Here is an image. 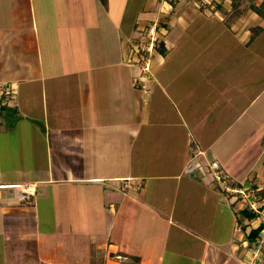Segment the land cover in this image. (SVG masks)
<instances>
[{
	"label": "crops",
	"instance_id": "0c3cea01",
	"mask_svg": "<svg viewBox=\"0 0 264 264\" xmlns=\"http://www.w3.org/2000/svg\"><path fill=\"white\" fill-rule=\"evenodd\" d=\"M112 1L90 6L102 12L99 21L116 24L111 50L118 56L109 61L87 40L97 37L88 14L73 22L69 13L67 21L72 0H63L62 20L47 0H0V87L40 95L44 117L53 112L55 119L52 141L39 139L49 151L44 175L0 191V264H264V249L257 252L248 239L259 224L235 223L220 190L253 184L264 190V14L253 18L254 27L237 29L213 13L170 15L182 0H153L170 11L163 16L171 25L160 24L165 53L153 77L139 84L141 71L127 64L121 39L135 37L138 20L124 26L110 12ZM218 1L238 9L239 20L256 5ZM72 32L82 40L76 53L96 51L100 78L87 60L66 69L60 36L70 46ZM71 103L76 115L68 117L63 106ZM50 104L57 108L50 111ZM22 118L1 130L38 132ZM36 147L26 145L33 156ZM195 158L204 167L194 176ZM212 162L224 184L214 181ZM227 215L235 222L224 223Z\"/></svg>",
	"mask_w": 264,
	"mask_h": 264
},
{
	"label": "rangeland",
	"instance_id": "374dc122",
	"mask_svg": "<svg viewBox=\"0 0 264 264\" xmlns=\"http://www.w3.org/2000/svg\"><path fill=\"white\" fill-rule=\"evenodd\" d=\"M56 1V3L54 2ZM60 3H57L58 0H47L48 4H49V11L52 15V13L55 14V16H53L55 19L57 20H62L63 16H58L59 13L63 12L65 9V5L63 3V0H60ZM74 2L77 1H81L82 6H76V8L74 7ZM100 2V6H106V2L109 0H97ZM151 2L148 3L146 5V0H113L111 3V6L109 7L110 12L112 10L113 15H115L116 18H118V20H121L122 17L126 20V23H124V26L128 27L129 25H131L132 23L130 21H134L135 19L138 20V24L135 30V37H131V38H127L122 34V42L123 45L125 46L124 49V58L127 62V64L131 65V66H135V68H137L135 71V74L140 73V75L138 77H142L144 75V69L145 66H149V74L151 77H145V79L147 78H152L153 77V69L154 68V64L156 62H158L159 60L162 59V55H160L159 52V43L158 42H164L165 36L166 35V31L161 30L160 32V24H167V27L169 25H171L168 22V19H165L167 16H163V14H167V11L169 10H165L164 12H162L164 10V6L162 7L161 4L159 5L158 1H156V3L158 4L156 7H154L153 4V0H150ZM183 2H181L182 5L179 6L178 10L172 9L171 14H184L185 12L187 13H192L195 11H200V13H207V14H216L218 17H223L224 21L226 23H229L231 25H233L234 27H236L238 29V26H245L248 27H254V21L253 18L255 16H258V9H259V5L257 3L260 4V2H262L263 0L260 1H255V6H248L247 8L244 9V7L242 9L239 8V11L242 10L243 12V16L244 18H241L242 20L238 19V9H234L229 5H224L223 8L218 7L219 5V1L217 2V0H182ZM253 0H249V3H251ZM68 2L70 3L71 0H68ZM86 2L88 3L89 8L86 7ZM164 2H166V0H164ZM163 2V3H164ZM227 3H230V1H226ZM93 3H91V0H72V6L67 5L66 7V19L68 21L70 14H72V18H73V22L74 21H80L82 16L83 18H85L84 13L88 14V22H90V26H92V28L94 29L91 34L97 36L95 39H87L90 42H97V46L95 48V50H98L99 52V58L102 60L103 58L107 57V60L111 61L113 60L115 57H117L118 55L113 53L114 50L112 49V43H113V39H112V35L117 32V28H116V24L113 26L111 25H107L104 22H101L99 20H103L100 19L102 18V12H99V10L97 9V11H95L92 7H90ZM109 5V4H108ZM96 6V5H95ZM94 6V7H95ZM154 7V8H152ZM162 7V8H161ZM255 7V8H253ZM41 8V7H40ZM141 8H143L144 10H140ZM258 8V9H256ZM39 9V8H38ZM228 9H230V11H228ZM254 9V10H253ZM214 11L216 13H214ZM170 12V11H169ZM168 12V14H169ZM225 15H227L225 17ZM176 16V15H175ZM207 16V15H206ZM264 17V16H262ZM52 18V17H51ZM263 19V18H262ZM92 20V21H91ZM241 21H244V23H242ZM53 25L58 26V24L52 22ZM134 23V22H133ZM52 25V26H53ZM213 27V26H212ZM53 29H55L56 27H52ZM169 28V27H168ZM159 29V30H158ZM76 30V29H74ZM153 30V31H152ZM155 30V33H154ZM221 30V26L219 25L216 29V31ZM112 31V32H111ZM114 31V32H113ZM123 33V32H122ZM106 34V36H105ZM153 34V35H152ZM155 34V35H154ZM152 35V37L150 36ZM165 35V36H164ZM65 35L62 33L61 34V41H63V45L64 47V56L65 59L68 61V67L66 69H71L74 66H79L81 63L85 62L86 60L88 61V65L90 68L89 73L95 72L96 69L98 68L97 65L100 62H96V57L93 56L96 54L95 52H92L91 50H89V48H85L84 51L86 52V50H88V54L87 56L84 57V53L80 54L79 52L76 53V47L78 46V44L82 41L80 40L79 36L72 32L70 38L72 40H70V46L65 45L67 43L66 40H62L63 37ZM66 38V37H65ZM108 38V39H107ZM141 38L143 40V42L145 43V45H148V43H150L152 40L151 38H155V46L154 48L151 50V54L149 53V55H146V53L142 52V50L135 46L136 42H138V39ZM109 40V41H108ZM60 41V42H61ZM217 43L218 42H224L223 38L221 39H216ZM62 43V42H61ZM72 43V44H71ZM166 44V43H165ZM150 45V44H149ZM75 49H70L71 47H73ZM70 47V48H69ZM83 49V48H82ZM145 49H147V47L145 46ZM143 49V50H145ZM151 49V47L149 48ZM75 50V51H74ZM80 51V49H78ZM139 50L141 51L140 53ZM55 53H59L57 51H54ZM103 52V55H102ZM106 52L109 53L106 54ZM76 53V54H75ZM148 53V52H147ZM113 54H115L114 56H112ZM110 57V58H109ZM47 57H45L44 59H46ZM125 61L122 60L121 58V63H124ZM101 64V63H100ZM84 65V64H83ZM122 66V65H120ZM144 66V67H143ZM55 69H58L61 67H57L54 66ZM64 71V70H63ZM122 73V71H121ZM100 71H96L95 72V76H99ZM121 77H124V74H121ZM140 81H138L139 83ZM140 84V83H139ZM16 85V84H15ZM18 85V84H17ZM12 93L14 94V96H11L9 99L4 95L5 90H7V87H0V95L1 98L2 96H5L7 102H9V106L15 105V109L14 112H18L19 116L24 115V120L22 118V121H20V123L22 125H26L29 126L30 124L36 127V129L38 130V132L34 133L31 129H29L28 127L24 128L23 131L19 130L17 135H14L13 133L10 132H5L2 131L4 129H7L10 127V125L12 123H16V119H15V114H13V116H10L8 114V118H7V113L4 114L3 111L0 110V191H2L3 188H6L8 191L11 190V188L13 190H16V186L19 183H23V182H31L33 181V179H35L38 175H44L43 173V169L47 168V161L45 158V155L48 156L49 151H47V145L45 144V142L43 143V141L39 140L41 139V137L43 136L46 140H48V142L52 141V138L50 140V134L49 130H50V123L53 125L55 123V119H53L54 113H51V118L49 117L48 119H46L44 117V113H43V109H42V98L40 95L36 94L34 97L32 96H28L26 94L21 93V91H19V89L17 87H15L14 85H12ZM11 89V87H10ZM1 92H3L1 94ZM75 93L72 96V98H74L75 100ZM25 98H29L30 102H28L26 104ZM79 100V97H76ZM72 102V101H71ZM73 103L70 104V107L67 106H63L67 108V116H72V115H76V108L77 106L72 105ZM26 105V106H25ZM79 105V104H77ZM12 108V107H10ZM57 108L56 105L54 106L53 104H50V111H52L53 109ZM59 108V106H58ZM23 109L25 112L22 113ZM12 112V111H10ZM68 117H65L66 119H64L63 121L67 120ZM26 123V124H25ZM71 123H74L73 121ZM68 124V123H67ZM45 126L47 127V132H45ZM2 127V128H1ZM2 129V130H1ZM25 129L30 130V131H25ZM27 134H31V135H26ZM2 133V134H1ZM26 138V139H25ZM31 144L32 146L37 145V147L35 148L37 150V152L34 151V156L31 155V152L29 151V149L26 148V145ZM250 146L252 147L251 143ZM37 153V155H36ZM36 155V156H35ZM38 156V157H37ZM37 157V158H36ZM259 169V168H256ZM145 171H149V167H147L145 169ZM260 172V171H259ZM4 184L5 186L1 187V185ZM11 185V187H10ZM14 185V186H13ZM5 190V189H4ZM259 190H261L259 188ZM246 191H248L249 194H256L257 192H254L251 187L250 188H246ZM222 197H224L227 201H229L227 204L229 206H231V208L233 209L232 213L236 212L235 214H233L235 218H238L237 212L239 210H242L243 207L245 205L248 204V202L244 201L243 198L241 197H236V196H232L231 198L229 196H226L225 194H221ZM263 201V199L259 200L258 202ZM249 205V204H248ZM250 209V206H249ZM228 210H231L230 207ZM251 210V209H250ZM252 211V210H251ZM231 213V215H232ZM230 215V213H229ZM257 219L252 221L251 225H256L259 224L263 221L264 223V215H257ZM220 218V215H219ZM232 218V216H231ZM228 215L225 216V221H223L224 223L230 225V223H234V218L231 219ZM220 220V219H219ZM236 223V222H235Z\"/></svg>",
	"mask_w": 264,
	"mask_h": 264
},
{
	"label": "built area",
	"instance_id": "2783aa9c",
	"mask_svg": "<svg viewBox=\"0 0 264 264\" xmlns=\"http://www.w3.org/2000/svg\"><path fill=\"white\" fill-rule=\"evenodd\" d=\"M153 31V30H152ZM155 33V30H154ZM153 35V34H152ZM152 35H150L152 37ZM155 35V34H154ZM151 42L148 43V45H145V43L143 42V40L140 38L141 41V45L137 46L139 47L142 52H148L151 54V50L154 48L155 46V38H151ZM150 44V45H149ZM145 46L147 47V49H145ZM151 47V49H149ZM145 49V50H143ZM141 51L139 50L138 53H140ZM144 67V66H143ZM149 66H145L144 71V75L142 77L138 78V81L142 82L144 80L145 77H149ZM143 88L145 87L144 85L142 86ZM4 95L9 99L12 96L11 90H5ZM203 152H199V155H203ZM204 167L203 163L198 160V158H195L194 160L191 161V174L195 176V170H202ZM211 170V174L213 176L214 181H216L218 184H224L225 183V177L222 175V173L219 171L220 167L218 165L217 162H212L209 164L208 166ZM224 189L230 193L235 195L236 197H241L244 199V201L248 202L250 209L257 215L261 214L264 215V199L261 202H258L257 198H256V194H249L248 191H246V188H233L230 186H224ZM21 196L22 197H26L27 194L24 191H21V189H18ZM264 218V217H263ZM257 252L261 251L264 249V230L260 233V237L257 241Z\"/></svg>",
	"mask_w": 264,
	"mask_h": 264
},
{
	"label": "trees",
	"instance_id": "16d2710c",
	"mask_svg": "<svg viewBox=\"0 0 264 264\" xmlns=\"http://www.w3.org/2000/svg\"><path fill=\"white\" fill-rule=\"evenodd\" d=\"M255 8V7H254ZM256 9H258V8H256ZM260 10H263V11H260ZM258 14H264V5H262V6H260L259 7V9H258ZM161 25H163L162 23H161ZM161 25H160V27H161ZM165 25V24H164ZM166 26V25H165ZM159 30V29H158ZM159 43V52H160V55H162V54H164L165 53V46H164V43L163 42H158ZM135 45H137V46H140L141 45V41H140V38L138 39V42H136V44ZM144 53H146V55H149V53H147V52H144ZM0 110L1 111H3V112H7L10 116H13V114H15V119H20V116H19V114H18V112H14V108H10V106H9V102H7V100H6V98H5V96H2V98L0 99ZM10 111H12V112H10ZM14 117V116H13ZM14 123H12L10 126H11V128H13L14 127ZM251 189L254 191V192H257L256 193V198H257V200L259 199V200H261V199H264V190H259V188H258V185L257 184H253L252 185V187H251ZM221 191H222V193L223 194H225V195H228L230 198L232 197V196H235V195H233V194H230V193H228L224 188L223 189H220ZM237 215H238V218H236V223L238 224V225H243V222H244V220H249L250 222H252V221H254V220H256L257 219V214H255L253 211H251L250 209H249V205L247 204V205H245L244 207H243V209L242 210H239L238 212H237ZM245 227V229H246V226H244ZM264 230V224H260L257 228H255V229H252L251 231H250V233H249V235H248V239H249V241H250V243L252 244V243H257V241H258V239H259V237H260V233L262 232Z\"/></svg>",
	"mask_w": 264,
	"mask_h": 264
}]
</instances>
